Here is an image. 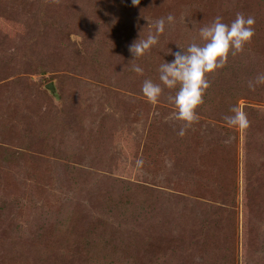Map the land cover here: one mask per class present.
Returning a JSON list of instances; mask_svg holds the SVG:
<instances>
[{
  "label": "rangeland",
  "instance_id": "374dc122",
  "mask_svg": "<svg viewBox=\"0 0 264 264\" xmlns=\"http://www.w3.org/2000/svg\"><path fill=\"white\" fill-rule=\"evenodd\" d=\"M237 12L253 35L206 74L209 100L178 135L174 89L153 104L140 85L159 83L168 49ZM168 13L157 44L132 59L145 18ZM257 74L264 0H0V264H264ZM234 105L246 128L227 126Z\"/></svg>",
  "mask_w": 264,
  "mask_h": 264
},
{
  "label": "clouds",
  "instance_id": "9594fccd",
  "mask_svg": "<svg viewBox=\"0 0 264 264\" xmlns=\"http://www.w3.org/2000/svg\"><path fill=\"white\" fill-rule=\"evenodd\" d=\"M138 2L139 0H131L132 5ZM145 20L146 34L143 37L138 34L128 46L132 59L142 56L157 44L165 24L173 23L174 16L168 13L154 20L146 18ZM253 24V17L245 16L241 12L235 13L234 18L228 23L223 22L219 15L215 16L210 23L199 27V43L190 42L183 48L177 45V51L168 49L166 53H171L173 58L170 61L163 60L158 65L159 83L148 78L142 81L141 94L153 104L158 102L165 88L174 89V94L168 95L167 100L173 107L169 115L184 121L178 135H183L184 128L198 119L195 108L203 102V93L208 87L206 74L222 67L229 55H236L242 50L253 35ZM130 70L136 74H142L144 71L136 63L130 66ZM259 84H264V74H257L247 82L249 89ZM230 112L231 115L224 116L227 126L238 128L248 126V118L240 107L234 105ZM136 163L139 165L142 161L137 160Z\"/></svg>",
  "mask_w": 264,
  "mask_h": 264
},
{
  "label": "water",
  "instance_id": "95a60500",
  "mask_svg": "<svg viewBox=\"0 0 264 264\" xmlns=\"http://www.w3.org/2000/svg\"><path fill=\"white\" fill-rule=\"evenodd\" d=\"M44 87L47 89L49 93H51L54 97H57V92L54 86V82L52 80L46 82Z\"/></svg>",
  "mask_w": 264,
  "mask_h": 264
},
{
  "label": "trees",
  "instance_id": "16d2710c",
  "mask_svg": "<svg viewBox=\"0 0 264 264\" xmlns=\"http://www.w3.org/2000/svg\"><path fill=\"white\" fill-rule=\"evenodd\" d=\"M230 63H231V61H226V62L224 63L223 66H225V65H227V64L230 65ZM223 66L220 67V68H223ZM232 66H234V64H232ZM229 68H232V67L229 66ZM231 70H232V69H231ZM220 72H221V69H220ZM221 74H227V77H229V74H230V73L225 72V73H221ZM230 75H231V74H230ZM211 76H212V75H211ZM207 97H208V96H207L206 92L204 91V93H203V102H202L203 104H206L207 101L209 100V99L207 100ZM202 103H201V104H202Z\"/></svg>",
  "mask_w": 264,
  "mask_h": 264
}]
</instances>
